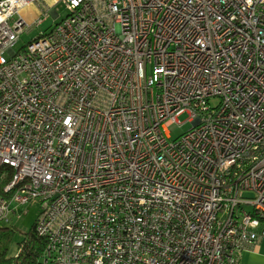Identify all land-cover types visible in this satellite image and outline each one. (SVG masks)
Here are the masks:
<instances>
[{
  "label": "built area",
  "instance_id": "1",
  "mask_svg": "<svg viewBox=\"0 0 264 264\" xmlns=\"http://www.w3.org/2000/svg\"><path fill=\"white\" fill-rule=\"evenodd\" d=\"M40 1L0 0V224L40 202V264H241L264 239V0H61L16 52Z\"/></svg>",
  "mask_w": 264,
  "mask_h": 264
},
{
  "label": "rangeland",
  "instance_id": "2",
  "mask_svg": "<svg viewBox=\"0 0 264 264\" xmlns=\"http://www.w3.org/2000/svg\"><path fill=\"white\" fill-rule=\"evenodd\" d=\"M22 13L29 25L27 24L24 33L14 46L16 52H21L28 43L41 35L51 33L56 25L69 16L70 12L61 0H42L37 4L31 5L27 10H23ZM38 19H42V22L37 26L35 22ZM218 103V99H212L209 102L212 107L217 106ZM189 118V115L185 113L178 117L180 124L170 126L169 130L173 138L180 137L192 128L193 123L188 121ZM15 195L14 193H2V197L8 200L13 199ZM15 205L13 203V206ZM18 209V213L10 217L9 223L0 224V229L7 228L12 232L11 242L8 244L9 256H14L18 252L21 244L27 238L38 220L42 207L40 202L31 201L26 206H19Z\"/></svg>",
  "mask_w": 264,
  "mask_h": 264
},
{
  "label": "trees",
  "instance_id": "3",
  "mask_svg": "<svg viewBox=\"0 0 264 264\" xmlns=\"http://www.w3.org/2000/svg\"><path fill=\"white\" fill-rule=\"evenodd\" d=\"M24 49L25 47L22 51ZM9 174L6 183L11 180V176L13 177V171L10 170ZM37 222L38 220L14 256H9L8 253L12 232L7 228L0 229V264H40L47 242L37 233Z\"/></svg>",
  "mask_w": 264,
  "mask_h": 264
},
{
  "label": "crops",
  "instance_id": "4",
  "mask_svg": "<svg viewBox=\"0 0 264 264\" xmlns=\"http://www.w3.org/2000/svg\"><path fill=\"white\" fill-rule=\"evenodd\" d=\"M241 264H264V239L257 242L251 250L242 255Z\"/></svg>",
  "mask_w": 264,
  "mask_h": 264
}]
</instances>
